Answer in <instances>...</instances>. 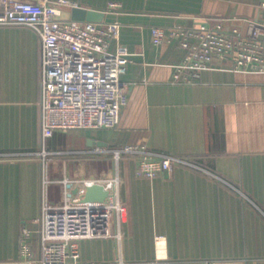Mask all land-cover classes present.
Returning <instances> with one entry per match:
<instances>
[{
	"label": "crops",
	"instance_id": "crops-1",
	"mask_svg": "<svg viewBox=\"0 0 264 264\" xmlns=\"http://www.w3.org/2000/svg\"><path fill=\"white\" fill-rule=\"evenodd\" d=\"M73 1L104 12L101 21L121 23L110 50L121 43L132 53L121 75L129 100L114 129L56 130L44 138L41 37L28 25L0 24V264H38L45 192L61 202L64 181L114 175L124 220L111 215L106 235L78 241L83 262L264 264V73L235 71L215 57L198 78L175 81L185 49L168 34L203 16L244 30V18H264L261 0ZM112 2L120 7L108 10ZM153 27L167 31L158 45ZM125 145L195 165L140 176L139 155L113 158ZM43 150L53 152L50 159Z\"/></svg>",
	"mask_w": 264,
	"mask_h": 264
},
{
	"label": "built area",
	"instance_id": "built-area-1",
	"mask_svg": "<svg viewBox=\"0 0 264 264\" xmlns=\"http://www.w3.org/2000/svg\"><path fill=\"white\" fill-rule=\"evenodd\" d=\"M79 6L82 5L73 0H0V24L28 25L41 37L44 138L56 130L114 129L129 100L121 75L132 53L121 43L110 50L111 40L119 38L121 23L56 18L65 9ZM260 6L264 10V0ZM119 7V3L112 2L108 10ZM226 20L203 16L197 26H179L168 33L170 37H180L185 49L183 60L175 66V81L198 78L203 70L211 68L215 57L230 60L235 71L264 73V18H244V30L227 29ZM152 35L158 45L167 31L153 27ZM50 153L53 152L42 151L46 160ZM134 155L140 157L136 173L150 178L171 171L176 163L195 165L187 158L156 154L139 145L116 149L113 158L118 163ZM50 182L46 177L45 186ZM119 183L116 175L66 180V196L56 203L45 192L38 264H88L81 260L78 241L106 235L111 215L119 222L124 220L126 208L118 199ZM94 184L103 185L108 192L104 200L85 199L86 187ZM75 186L78 193L73 195L71 189ZM23 249L25 253L31 251L27 243ZM149 264L167 262L156 259ZM202 264H215V260L206 259Z\"/></svg>",
	"mask_w": 264,
	"mask_h": 264
},
{
	"label": "water",
	"instance_id": "water-1",
	"mask_svg": "<svg viewBox=\"0 0 264 264\" xmlns=\"http://www.w3.org/2000/svg\"><path fill=\"white\" fill-rule=\"evenodd\" d=\"M104 12L87 8L84 6L72 7L69 10H64L60 15H57V19H78V20H93V21H101L104 17ZM107 191L104 189L102 185L95 184L93 186L88 187V192L86 195L87 199H105L107 196ZM220 264V263H216ZM225 264H234L231 261L226 262ZM240 264V263H239Z\"/></svg>",
	"mask_w": 264,
	"mask_h": 264
}]
</instances>
